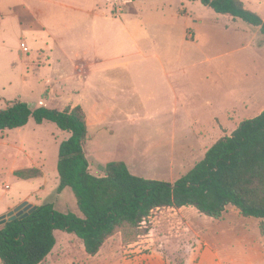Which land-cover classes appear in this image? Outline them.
I'll return each instance as SVG.
<instances>
[{"label": "rangeland", "instance_id": "obj_1", "mask_svg": "<svg viewBox=\"0 0 264 264\" xmlns=\"http://www.w3.org/2000/svg\"><path fill=\"white\" fill-rule=\"evenodd\" d=\"M243 1L264 18V0ZM120 10L124 18H112ZM79 54L92 61L82 83L83 64L70 63ZM15 100L57 109L81 104L94 175L124 160L137 176L177 180L220 137L264 110V34L200 1L0 0V109ZM69 136L55 122L33 118L0 131V215L24 201L82 215L71 187L57 192L60 144ZM29 167L42 175L15 173ZM235 215L229 210V224L190 212L199 236L170 226L164 237L170 264H196L207 242L226 264H264L261 219L235 222ZM71 235L58 229L57 247L40 264H122L132 256L121 232L96 256Z\"/></svg>", "mask_w": 264, "mask_h": 264}, {"label": "trees", "instance_id": "obj_2", "mask_svg": "<svg viewBox=\"0 0 264 264\" xmlns=\"http://www.w3.org/2000/svg\"><path fill=\"white\" fill-rule=\"evenodd\" d=\"M190 1L242 19L264 34V18L243 0ZM32 118L38 124L55 122L70 133L60 144L57 192L71 187L82 215L57 210L48 202L0 225L2 264L42 263L56 244L58 229L76 234L91 255L118 232L123 242L133 243L150 229L142 224L164 207L192 205L220 219L228 205H234L241 215L260 218L264 235V110L243 120L231 135L220 137L201 161L174 182L137 176L124 160L110 161L105 175H94L86 154L87 114L80 104L57 109L12 101L0 109V131L26 126ZM15 173L26 179L42 175L37 167Z\"/></svg>", "mask_w": 264, "mask_h": 264}, {"label": "crops", "instance_id": "obj_3", "mask_svg": "<svg viewBox=\"0 0 264 264\" xmlns=\"http://www.w3.org/2000/svg\"><path fill=\"white\" fill-rule=\"evenodd\" d=\"M110 15H112V18L119 19V20H122L125 16L124 11H121V10L118 11L117 13L112 12V14H110ZM26 47H27V45H26ZM77 57H79L81 59H79ZM77 57H76V59H71L70 63H73L74 60H77L80 62L81 65L83 64L82 68H81L82 73L80 75V82L81 81L86 82L88 75H91V74H88V71H87L88 65L87 64L91 63L92 61L91 60L89 61L87 58L84 59L82 57V55H80V54ZM97 61H98V59L95 60V62H97ZM81 91H83V89H81ZM72 106H75V105H72ZM87 121H88V115H87ZM88 130H89V123H88ZM111 131L113 132V130H111ZM206 148L207 147L204 148V152H205ZM207 150L208 149H206V151ZM187 151L192 154L195 151V149L191 148V146H188ZM170 181L174 182V181H176V179L170 180ZM231 208H233V209H231ZM158 210H160V211L156 212L157 213L156 216H154V218H152V220L149 221L151 223V227H150L149 231L147 233L141 235L139 237L138 241L127 244L128 247H126V251L131 252L132 256L130 255L129 257H126L124 259V261H120L122 264H170L171 261L168 258L169 253L166 250V245L164 242V237L167 236L168 230H170L172 227L175 228V226H177V225L178 226L184 225L185 227L190 228V230L195 231V234L197 236H199L201 234V232L199 230H196L193 228V226H192L193 224H191L189 222L188 216H187L190 212H199V210L196 207H194L192 205H186V206H182L180 208L164 207V208H160ZM229 210L230 211L232 210V212L237 215V216L235 215L236 218L233 219L235 222L240 221L242 218H244L245 220H249V222L252 221V219H250L249 217L247 219V217L241 215L239 210L234 205H228L226 211L224 212V214L222 216V219H218L219 222L222 220L225 221L227 219V220H229L228 223L231 224L232 219H230L229 217H227V218L225 217L227 215V213L229 212ZM244 219H242V220H244ZM163 221L165 224L163 223ZM249 222L246 221L244 223V226H246L245 227L246 229L249 228V226H248ZM170 226H172V227H170ZM57 231L58 230L55 231V234ZM63 231H65V230H63ZM66 232H67V236L69 238L73 237V235H71L72 233H70L68 231H66ZM57 244H58V240L56 237V244H55L52 252L57 247ZM103 246H102V248H103ZM82 248L85 249L84 243H82ZM258 250L260 251L261 254L263 253L262 248L259 247ZM100 251L97 254H99ZM208 259H210L212 261V264H226V262L222 260V257L219 254V252L217 251V249L207 242V246L201 250L200 258L196 264H200L201 260H208Z\"/></svg>", "mask_w": 264, "mask_h": 264}, {"label": "water", "instance_id": "obj_4", "mask_svg": "<svg viewBox=\"0 0 264 264\" xmlns=\"http://www.w3.org/2000/svg\"><path fill=\"white\" fill-rule=\"evenodd\" d=\"M36 208V205L24 201L15 209L9 211L6 214L0 215V225L6 223L7 221L14 220L17 217H25Z\"/></svg>", "mask_w": 264, "mask_h": 264}]
</instances>
